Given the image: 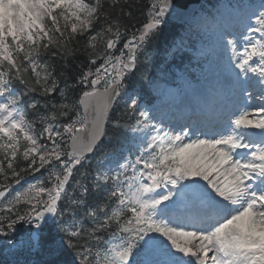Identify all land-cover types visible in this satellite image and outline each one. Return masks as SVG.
I'll return each mask as SVG.
<instances>
[{
	"label": "snow or ice",
	"instance_id": "6c2138e0",
	"mask_svg": "<svg viewBox=\"0 0 264 264\" xmlns=\"http://www.w3.org/2000/svg\"><path fill=\"white\" fill-rule=\"evenodd\" d=\"M0 264H264V0H0Z\"/></svg>",
	"mask_w": 264,
	"mask_h": 264
}]
</instances>
